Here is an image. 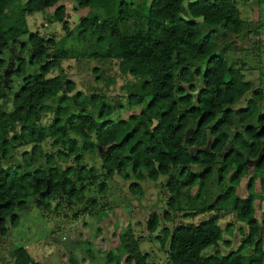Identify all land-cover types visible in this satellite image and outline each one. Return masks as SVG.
Masks as SVG:
<instances>
[{
	"label": "trees",
	"instance_id": "trees-1",
	"mask_svg": "<svg viewBox=\"0 0 264 264\" xmlns=\"http://www.w3.org/2000/svg\"><path fill=\"white\" fill-rule=\"evenodd\" d=\"M61 1L0 0V51L22 37L27 39L21 50L32 48L28 62L18 59L19 78L27 64H41L46 43L54 45L29 33L27 17L46 15L55 8L49 21L67 27L66 9L57 6ZM74 1L77 9L89 11L80 20L79 36L88 27L98 30L99 46H107L102 56L117 62L120 74L132 81L126 82V95L115 100L85 95L61 76L47 78L62 60L79 55L65 49L56 50L36 77L23 78L12 96L11 110L0 107V236H6L8 224L17 226L29 198H38L43 211L61 200L72 207L81 204L94 186L105 193V180L115 176L129 183L132 195L142 191V183L166 178L162 188L170 196L163 220L173 219L178 187L196 188L189 199L191 216L209 214L197 224L164 229L159 240L170 264H264V207L256 204L255 191V179L264 172V87L255 86L241 68L232 67L218 42L221 36H238L245 30L234 0H191L186 6L185 0ZM120 24L138 28L122 33ZM88 57L101 55L95 52ZM243 99L245 105L235 109ZM126 108L140 112L113 118ZM235 124L239 130L230 133ZM48 141L55 151L44 153L42 144ZM188 147L197 151L192 154ZM98 150L102 151L101 182L100 175L83 164L86 155ZM17 151L21 161L13 163ZM70 160L74 166L60 164ZM248 160L254 161L253 174L243 197L240 184L249 175ZM177 168L181 170L176 179L172 174ZM215 176L223 190L208 207L204 197ZM86 204L92 210L98 205L89 196ZM226 211L244 226L242 245L224 255H206L223 239L219 216ZM159 226V216L151 213L147 231L153 234ZM114 237L127 255L126 264H150L131 230ZM89 256L91 262L97 261L91 250ZM10 257L13 264H42L23 246ZM106 262L121 264V257L110 250ZM69 264L80 263L70 258Z\"/></svg>",
	"mask_w": 264,
	"mask_h": 264
},
{
	"label": "rangeland",
	"instance_id": "rangeland-1",
	"mask_svg": "<svg viewBox=\"0 0 264 264\" xmlns=\"http://www.w3.org/2000/svg\"><path fill=\"white\" fill-rule=\"evenodd\" d=\"M188 1L185 0L184 6ZM242 19L245 21V30L241 35L228 34L225 38L218 39L219 47L228 55L232 67L243 70L245 78L255 86L264 87V0H234ZM64 6L67 12V27L49 21V17L55 8L47 11L46 15L40 13L27 17L29 33L38 35L44 42H54L53 46L44 45L47 53L40 65H26L24 77H36L39 68L48 60H51L58 49L77 52L79 55L73 59L62 60L59 66L53 69L47 78L61 76L71 80L76 85V91L85 95H95L118 100L126 95V82L131 78L122 76L118 70L117 62L103 57L107 46H99L97 42L100 33L91 27L81 38L82 31L80 20L88 15V9L79 10L74 0H62L57 6ZM56 6V7H57ZM122 33H131L138 28L132 24L118 25ZM22 37L16 45L10 46L6 51H0V107L5 111L11 110L13 94L22 85L23 78H19L18 59L28 62L32 48L21 50L26 42ZM220 49V50H221ZM99 52L100 58L90 59L89 54ZM84 57H83V56ZM18 69V70H17ZM245 105L243 99L234 108ZM139 108H126L115 113L113 118L125 119L133 114H138ZM234 125L229 129L233 133L238 129ZM194 132V125L186 132L185 144ZM44 153L55 151L50 141L42 144ZM194 154L197 148L188 147ZM208 145L204 147L205 150ZM102 151L86 155L83 164L94 169L103 180L100 155ZM21 151L15 153L13 163H20ZM64 168L74 166L72 160L66 164L60 163ZM249 175L242 180L240 187L243 189V197L248 195L247 184L249 176L253 174L254 161L248 160ZM217 169V168H216ZM181 168L174 170L172 177L178 178ZM166 178H160L156 183H142V191L138 195L129 192V183L119 176L106 179L107 190L105 193L94 186L92 191L84 196L79 205L69 206L66 201L51 202L48 210L39 209L38 198H29L28 207L19 212V219L15 228L10 227L5 237L0 236V264H13L11 252L20 246L27 249L31 258L42 264H69L70 258H74L80 264H107L106 254L110 250L117 251L121 257V264H126L127 255L119 247L118 239L114 237L131 230L137 239L140 250L148 255L150 264H170L167 255L160 244V237L165 228L170 229L178 224H197L209 217L208 213L191 216L189 204L190 197L196 193V188H176L173 194L175 211L171 213L172 221L163 220V214L167 209L169 193L162 186ZM264 172L255 179L256 204L264 207ZM223 188L217 183L216 176L210 181L204 201L206 206H212ZM97 200V208L92 210L87 204V198ZM85 208H89L88 211ZM99 213V216L96 213ZM151 213H156L160 218V226L153 234H149L146 222ZM256 217H260L256 211ZM103 220V221H102ZM219 225L224 230L223 239L215 246L206 250L204 254H227L237 251L242 245L244 226L235 220V215L230 212H222L219 216ZM115 234V235H114ZM89 250L96 257V262H91Z\"/></svg>",
	"mask_w": 264,
	"mask_h": 264
}]
</instances>
